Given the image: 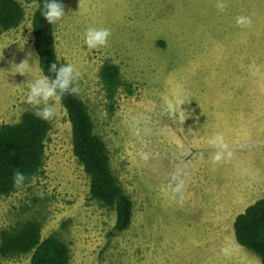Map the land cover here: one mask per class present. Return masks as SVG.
Masks as SVG:
<instances>
[{
    "label": "rangeland",
    "instance_id": "rangeland-1",
    "mask_svg": "<svg viewBox=\"0 0 264 264\" xmlns=\"http://www.w3.org/2000/svg\"><path fill=\"white\" fill-rule=\"evenodd\" d=\"M17 1L24 20L0 29V127L34 112L29 84L43 75L33 46L37 3ZM60 4L66 16L53 26L57 59L82 73L80 96L132 201V222L113 233L115 212L90 197L59 103L44 175L0 197V233L38 220L42 239L55 234L68 244L69 264H261L237 243L233 223L264 198V0ZM89 27L110 30L107 47L86 46ZM25 60L22 76L15 66ZM105 62L132 85L113 108L100 77ZM30 256L0 257V264H28Z\"/></svg>",
    "mask_w": 264,
    "mask_h": 264
},
{
    "label": "trees",
    "instance_id": "trees-1",
    "mask_svg": "<svg viewBox=\"0 0 264 264\" xmlns=\"http://www.w3.org/2000/svg\"><path fill=\"white\" fill-rule=\"evenodd\" d=\"M37 3L32 17L33 46L43 75H52L49 66L58 62L53 26L44 19L45 0ZM60 3V0H57ZM24 9L17 0H0V29L17 28L24 20ZM101 81L110 100V108L120 90L132 93V85L122 79L118 65L105 62L100 69ZM113 102V103H112ZM71 125L73 155L89 178V195L102 206L115 212L113 233L127 230L132 222L133 204L118 183L110 167V156L105 142L94 134L93 120L81 96L66 95L60 103ZM51 123L24 113L16 124L0 127V197H7L27 186L32 176L44 175L46 142ZM27 178L23 187L13 183L15 172ZM237 243L253 252L264 264V198L250 204L238 214L233 223ZM42 223L26 220L17 226L2 230L0 257L16 258L31 255L28 264H69L71 251L63 240L53 234L42 239Z\"/></svg>",
    "mask_w": 264,
    "mask_h": 264
},
{
    "label": "clouds",
    "instance_id": "clouds-1",
    "mask_svg": "<svg viewBox=\"0 0 264 264\" xmlns=\"http://www.w3.org/2000/svg\"><path fill=\"white\" fill-rule=\"evenodd\" d=\"M217 7L223 11L224 5L218 3ZM42 15L49 25H56L62 21L66 16L64 6L57 2V0H45L43 4ZM245 18H238L237 23L245 24ZM247 25H251V21H247ZM111 32L107 28L89 27L85 32V44L89 49H99L107 47ZM28 65L27 60L23 61L18 66L16 73L25 75L24 70ZM29 66V65H28ZM50 75H42L29 84V90L26 97V103L30 105L34 112L33 114L41 120L52 121L56 117V105L62 102L66 95L79 96L81 89L79 81L82 78V73L72 64H62L59 67L56 63L49 66ZM180 105L183 101H178ZM171 108V104H169ZM216 143V141H213ZM217 155L216 159H219ZM29 179L23 173L17 171L13 175V183L17 188L23 187L25 181ZM39 179L37 176H32L30 182L35 184ZM42 195V193H41Z\"/></svg>",
    "mask_w": 264,
    "mask_h": 264
}]
</instances>
